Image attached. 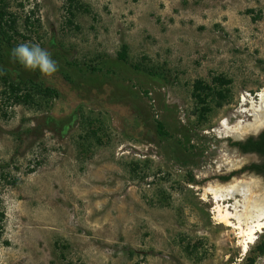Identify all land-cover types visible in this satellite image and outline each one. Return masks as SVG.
<instances>
[{
  "label": "rangeland",
  "instance_id": "obj_1",
  "mask_svg": "<svg viewBox=\"0 0 264 264\" xmlns=\"http://www.w3.org/2000/svg\"><path fill=\"white\" fill-rule=\"evenodd\" d=\"M68 8L10 0L18 33L0 35V173L16 179L0 183V264H244L264 230L243 252L206 190L244 179L218 176L242 165L227 139L259 123L240 110L264 91V0H75L74 17ZM25 42L50 51L58 72L12 62ZM2 75L33 86V101L6 99ZM217 75L229 97L209 98L200 116L193 82ZM223 119L243 126L227 132Z\"/></svg>",
  "mask_w": 264,
  "mask_h": 264
},
{
  "label": "trees",
  "instance_id": "obj_2",
  "mask_svg": "<svg viewBox=\"0 0 264 264\" xmlns=\"http://www.w3.org/2000/svg\"><path fill=\"white\" fill-rule=\"evenodd\" d=\"M68 1V12L70 14V17H74L73 11L71 9L72 5H75V0H67ZM10 0H0V35L4 38L5 36H8L10 38V35L8 33L11 31L12 33H18L16 28V20L17 16L15 13L10 11L9 9ZM127 54V46L126 44L122 45V50L119 54L121 59H125ZM32 83V81H29ZM2 83L4 85L3 93L6 96V99L12 100L11 103L13 104H19V103H30L33 101V98L30 94V88L28 87L27 82L23 81L20 83H15L11 79H9L6 75H2ZM19 84H22L20 86ZM230 84V80L228 78H225L222 75H217L212 78L211 83H207L202 79H197L193 82V89H192V95L194 96L196 102L200 105V116H203V113L209 111V107L206 105L207 100L210 98L212 101L214 100L217 105H221L222 102L226 101L230 94V89L228 88V85ZM38 87V90L42 93L44 96H57V92L55 89L44 87L41 83H35V87ZM25 91V92H24ZM89 125H91V122L89 120ZM163 126L159 123V129L162 133L166 134L167 132L163 130ZM92 133L95 134V130H91ZM236 144H239L238 142H235ZM243 149L245 151H260L264 152V131L261 133L260 137L253 141L252 139H249L246 144H244ZM3 166L0 164V169ZM4 169H2L3 171ZM189 181L194 182L193 176H190ZM5 182L7 184H15L16 179L12 178L9 173H0V183ZM4 211L1 209V200H0V238L2 237L3 232V226L2 222L4 219ZM264 238V237H263ZM6 244L7 241H4ZM264 255V239H261L260 242L256 246V252L254 255H248L245 259L244 264H254L256 261V258L258 256Z\"/></svg>",
  "mask_w": 264,
  "mask_h": 264
},
{
  "label": "bare ground",
  "instance_id": "obj_3",
  "mask_svg": "<svg viewBox=\"0 0 264 264\" xmlns=\"http://www.w3.org/2000/svg\"><path fill=\"white\" fill-rule=\"evenodd\" d=\"M245 96L247 95H244L241 99L244 106L249 102ZM258 96L259 103L252 101L249 109L243 108L240 110V113H247L246 116L252 115L254 121L256 123L259 122L257 127L264 121V91H261ZM242 123L243 121L240 120L232 125L227 119H223L220 122V127L227 132L239 131L243 126ZM251 184L239 181L225 187L209 186L206 190L208 194L212 195L215 202L213 212L217 222L235 230L236 235L240 238L243 252H246L249 245L255 242L257 234L262 233L264 230V199H255L253 197L254 187ZM235 193H240L243 200L240 202L235 199L230 207L228 200L234 198Z\"/></svg>",
  "mask_w": 264,
  "mask_h": 264
},
{
  "label": "flooded vegetation",
  "instance_id": "obj_4",
  "mask_svg": "<svg viewBox=\"0 0 264 264\" xmlns=\"http://www.w3.org/2000/svg\"><path fill=\"white\" fill-rule=\"evenodd\" d=\"M263 131L264 127L258 134H251L243 139L229 137L227 139L228 145L243 155V158L241 159L242 165L237 170L232 169L218 176L219 180L223 182L229 180L233 176H243L244 179H242V181H245L246 183H252L251 185L254 187V194L252 193L254 195L253 197L255 199L262 200L264 199V152L256 150L245 151L242 146L246 144L249 139L256 141ZM235 142H238L239 144H236ZM235 199L241 202L243 197L240 193H235L234 198H230L228 200L229 206L235 201ZM258 238L259 237L256 239Z\"/></svg>",
  "mask_w": 264,
  "mask_h": 264
},
{
  "label": "clouds",
  "instance_id": "obj_5",
  "mask_svg": "<svg viewBox=\"0 0 264 264\" xmlns=\"http://www.w3.org/2000/svg\"><path fill=\"white\" fill-rule=\"evenodd\" d=\"M10 59L12 62L20 63L25 70L30 72L39 71L43 76L51 77L59 70L57 61L47 49L42 48L38 43H20L11 50Z\"/></svg>",
  "mask_w": 264,
  "mask_h": 264
},
{
  "label": "water",
  "instance_id": "obj_6",
  "mask_svg": "<svg viewBox=\"0 0 264 264\" xmlns=\"http://www.w3.org/2000/svg\"><path fill=\"white\" fill-rule=\"evenodd\" d=\"M263 127H264V121H263L262 124H260L258 127H256V128L254 129L253 134H254V135L258 134V133L263 129ZM246 133H247L246 135L249 134L248 132H246Z\"/></svg>",
  "mask_w": 264,
  "mask_h": 264
}]
</instances>
